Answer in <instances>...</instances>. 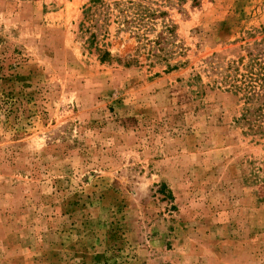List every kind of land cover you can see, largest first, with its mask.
<instances>
[{
    "label": "rangeland",
    "instance_id": "rangeland-1",
    "mask_svg": "<svg viewBox=\"0 0 264 264\" xmlns=\"http://www.w3.org/2000/svg\"><path fill=\"white\" fill-rule=\"evenodd\" d=\"M242 83L264 0H0V264H264Z\"/></svg>",
    "mask_w": 264,
    "mask_h": 264
},
{
    "label": "trees",
    "instance_id": "trees-1",
    "mask_svg": "<svg viewBox=\"0 0 264 264\" xmlns=\"http://www.w3.org/2000/svg\"><path fill=\"white\" fill-rule=\"evenodd\" d=\"M244 84V83H242ZM245 108L241 114L242 120L247 125V134L264 138V86L261 84H244ZM240 91V87L238 86Z\"/></svg>",
    "mask_w": 264,
    "mask_h": 264
}]
</instances>
